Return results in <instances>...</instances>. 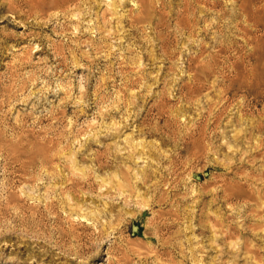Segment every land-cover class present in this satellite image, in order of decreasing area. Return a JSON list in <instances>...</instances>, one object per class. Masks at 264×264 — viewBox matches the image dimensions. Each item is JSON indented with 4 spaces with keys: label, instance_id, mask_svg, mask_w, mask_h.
I'll return each instance as SVG.
<instances>
[{
    "label": "rangeland",
    "instance_id": "374dc122",
    "mask_svg": "<svg viewBox=\"0 0 264 264\" xmlns=\"http://www.w3.org/2000/svg\"><path fill=\"white\" fill-rule=\"evenodd\" d=\"M0 153V264H264V0H0Z\"/></svg>",
    "mask_w": 264,
    "mask_h": 264
},
{
    "label": "bare ground",
    "instance_id": "6f19581e",
    "mask_svg": "<svg viewBox=\"0 0 264 264\" xmlns=\"http://www.w3.org/2000/svg\"><path fill=\"white\" fill-rule=\"evenodd\" d=\"M26 1V0H25ZM42 1V0H41ZM47 1V0H46ZM69 2H73V1H76V0H68ZM20 2V1H19ZM73 4V3H72ZM27 5V4H26ZM12 7V6H11ZM28 7V6H27ZM13 9H14V7H13ZM37 10V9H36ZM37 12V11H36ZM213 109V108H212ZM211 109V110H212ZM216 111V110H215ZM211 113H212V111H211ZM218 117V116H217ZM210 118V117H209ZM213 120V119H212ZM205 126V125H204ZM198 128V127H197ZM203 128V127H202ZM200 129V128H199ZM206 131V130H205ZM203 133V132H202ZM204 137V136H203ZM204 140V139H203ZM199 142V141H198ZM2 149V148H1ZM6 151V150H5ZM0 154H3V153H0ZM257 173V172H256ZM256 205V204H255ZM262 218V217H261Z\"/></svg>",
    "mask_w": 264,
    "mask_h": 264
}]
</instances>
